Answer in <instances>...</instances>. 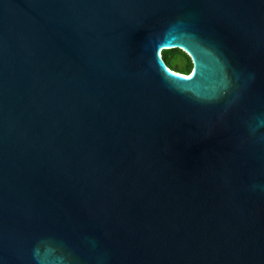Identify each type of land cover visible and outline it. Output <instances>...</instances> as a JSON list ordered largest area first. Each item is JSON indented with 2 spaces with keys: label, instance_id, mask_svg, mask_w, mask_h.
Instances as JSON below:
<instances>
[{
  "label": "water",
  "instance_id": "obj_1",
  "mask_svg": "<svg viewBox=\"0 0 264 264\" xmlns=\"http://www.w3.org/2000/svg\"><path fill=\"white\" fill-rule=\"evenodd\" d=\"M0 264H264V0H0Z\"/></svg>",
  "mask_w": 264,
  "mask_h": 264
},
{
  "label": "trees",
  "instance_id": "obj_2",
  "mask_svg": "<svg viewBox=\"0 0 264 264\" xmlns=\"http://www.w3.org/2000/svg\"><path fill=\"white\" fill-rule=\"evenodd\" d=\"M162 58L174 73L189 76L193 72V63L190 57L180 49L163 51Z\"/></svg>",
  "mask_w": 264,
  "mask_h": 264
},
{
  "label": "rangeland",
  "instance_id": "obj_3",
  "mask_svg": "<svg viewBox=\"0 0 264 264\" xmlns=\"http://www.w3.org/2000/svg\"><path fill=\"white\" fill-rule=\"evenodd\" d=\"M191 74H192V73H191ZM191 74H190V75H191ZM190 75H189V76H190Z\"/></svg>",
  "mask_w": 264,
  "mask_h": 264
},
{
  "label": "clouds",
  "instance_id": "obj_4",
  "mask_svg": "<svg viewBox=\"0 0 264 264\" xmlns=\"http://www.w3.org/2000/svg\"><path fill=\"white\" fill-rule=\"evenodd\" d=\"M168 68V67H167ZM169 69V68H168Z\"/></svg>",
  "mask_w": 264,
  "mask_h": 264
}]
</instances>
